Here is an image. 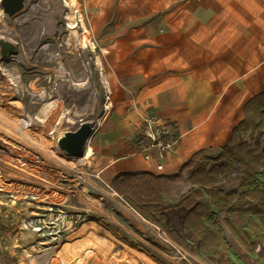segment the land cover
I'll return each instance as SVG.
<instances>
[{
  "label": "crops",
  "instance_id": "crops-1",
  "mask_svg": "<svg viewBox=\"0 0 264 264\" xmlns=\"http://www.w3.org/2000/svg\"><path fill=\"white\" fill-rule=\"evenodd\" d=\"M63 1L84 12L88 31L109 58L110 112L94 144L99 178L111 188L122 175L154 178L153 195L187 245L196 247L195 264L216 246L237 243L244 251L254 245L255 228L264 233V214L232 209L244 199L240 166L209 182L193 181V167L175 175L196 153L216 155L226 146L244 120L246 104L264 93V0ZM149 113L169 121L180 138L175 152L160 162L161 171L157 162L144 160L137 144L142 117ZM238 142L264 149V116ZM221 163H211L205 176L214 179L212 169ZM261 171L264 159L257 180ZM200 201L210 213L200 214ZM110 235L113 244L128 246Z\"/></svg>",
  "mask_w": 264,
  "mask_h": 264
},
{
  "label": "rangeland",
  "instance_id": "rangeland-1",
  "mask_svg": "<svg viewBox=\"0 0 264 264\" xmlns=\"http://www.w3.org/2000/svg\"><path fill=\"white\" fill-rule=\"evenodd\" d=\"M23 3L12 17L0 7V44L5 38L16 42L23 58L5 59L0 50V85L58 135L75 141L79 153L91 147L89 158L78 162L83 158L78 153L71 161L91 183L19 139L5 138L7 123L0 121V264L5 253L12 264H195V246H177L160 227L140 222L97 174L94 144L110 112V67L84 12L63 0ZM41 53L52 61L43 62ZM81 89L72 102L71 94ZM256 184L264 190V171ZM111 233L128 246L113 244ZM252 240L255 244L243 246L244 251L237 243L216 246L212 256L198 260L217 264L224 256L227 264H264L263 243L258 235Z\"/></svg>",
  "mask_w": 264,
  "mask_h": 264
},
{
  "label": "trees",
  "instance_id": "trees-1",
  "mask_svg": "<svg viewBox=\"0 0 264 264\" xmlns=\"http://www.w3.org/2000/svg\"><path fill=\"white\" fill-rule=\"evenodd\" d=\"M244 113V120L234 129L232 137L226 146L220 148L216 155H208L203 151L196 153L183 165L180 172L176 174L175 177H179L181 172L186 168L193 167V181L200 178H204L206 182L216 181L215 178H217V175H223L233 165H238L244 171V178L240 184L241 195H243L244 199L240 198L232 209L235 208L253 214H264V191L259 190L256 185L257 174L261 170L262 161L264 159V149L259 145H254L253 142H238V136L240 134L246 135L250 130L254 131L258 129L259 122L264 116V93L252 98L246 104ZM140 143L141 141L137 140V144L140 145ZM221 161L222 163L219 166L215 165L212 169L214 170V179L212 177H206L205 173L208 174L209 165ZM153 181L154 178H148L146 175L137 177L122 175L114 180L112 189L122 197L133 210L148 222L160 227L162 231L170 239L178 243L179 246H187L185 238L175 230L164 213V208L160 204L161 200L159 199L156 201L157 199L153 195V190L151 188V186H153ZM196 193L198 194V192ZM234 195H236V192L230 194V198ZM200 197H203V194H201ZM246 198L253 200L254 203L248 202ZM199 205L201 215L210 213V208H208V205L206 206L205 202L200 201ZM255 230H259L257 231L258 237L259 241L263 243L264 252V233L260 228L258 229V226ZM189 248H191V246H189ZM192 249L194 252V248ZM3 256L5 264H12L8 253H5ZM219 264H227V260L224 259V256L219 259Z\"/></svg>",
  "mask_w": 264,
  "mask_h": 264
},
{
  "label": "bare ground",
  "instance_id": "bare-ground-1",
  "mask_svg": "<svg viewBox=\"0 0 264 264\" xmlns=\"http://www.w3.org/2000/svg\"><path fill=\"white\" fill-rule=\"evenodd\" d=\"M74 2H67L66 5L69 8L74 7ZM49 55L41 53L38 58L43 62H51L52 58ZM21 59L20 54L12 55L8 60H16L19 62ZM96 66L100 69V63L97 59ZM103 80V78H102ZM84 89L73 92L70 96L72 102H76L79 98L81 92ZM48 107L43 110V113ZM7 123L5 128L4 137L10 140L19 139L25 143V147L31 148L32 151H36L42 154L48 160L56 163L59 166H65L70 170L76 177L80 178L87 183H91L88 178H86L81 171L74 168L71 162L75 156L78 155L79 150L75 141H70L55 132L48 123H43L40 121V117L32 114L28 109H26L23 103L17 99V96L12 91L6 90L0 85V121ZM51 121V120H50ZM85 128V125H81V129ZM79 135V139L80 140ZM92 149L86 145L85 149L79 154L83 158L79 159L78 162L87 159L92 155Z\"/></svg>",
  "mask_w": 264,
  "mask_h": 264
},
{
  "label": "built area",
  "instance_id": "built-area-1",
  "mask_svg": "<svg viewBox=\"0 0 264 264\" xmlns=\"http://www.w3.org/2000/svg\"><path fill=\"white\" fill-rule=\"evenodd\" d=\"M81 18L82 15L78 14L77 21L83 25ZM179 139L174 126L169 121L161 119L155 113L142 117L141 129L137 137V140L141 141L138 145L139 153L145 161L157 162V170L163 169L160 162L175 152Z\"/></svg>",
  "mask_w": 264,
  "mask_h": 264
},
{
  "label": "water",
  "instance_id": "water-1",
  "mask_svg": "<svg viewBox=\"0 0 264 264\" xmlns=\"http://www.w3.org/2000/svg\"><path fill=\"white\" fill-rule=\"evenodd\" d=\"M23 5V0H0V7L3 13L8 17H12L20 12ZM0 50H5V59H8L12 55L18 53V45L16 42L5 38L0 44Z\"/></svg>",
  "mask_w": 264,
  "mask_h": 264
}]
</instances>
